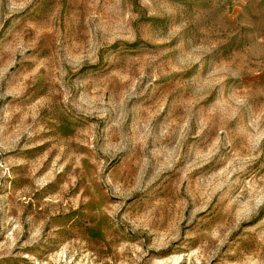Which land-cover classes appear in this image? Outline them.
Returning <instances> with one entry per match:
<instances>
[{
  "label": "rangeland",
  "instance_id": "1",
  "mask_svg": "<svg viewBox=\"0 0 264 264\" xmlns=\"http://www.w3.org/2000/svg\"><path fill=\"white\" fill-rule=\"evenodd\" d=\"M0 264H264V0H0Z\"/></svg>",
  "mask_w": 264,
  "mask_h": 264
}]
</instances>
